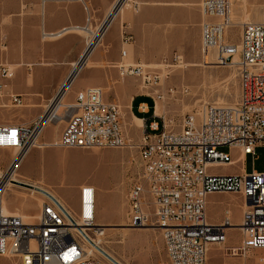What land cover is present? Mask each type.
I'll use <instances>...</instances> for the list:
<instances>
[{"label": "built area", "instance_id": "built-area-1", "mask_svg": "<svg viewBox=\"0 0 264 264\" xmlns=\"http://www.w3.org/2000/svg\"><path fill=\"white\" fill-rule=\"evenodd\" d=\"M119 2L100 28L108 23ZM132 2L134 11H138L139 3ZM199 8L201 46L204 51L215 50L216 65L236 64L239 98L233 105H204L198 113L184 117L177 130L156 113L150 122L142 118L138 149L141 169L150 170V183H141L140 169L126 194L128 226L153 224L161 229L168 264H264V170L255 168L256 149L264 146V16L259 23H244L238 41L232 42L228 34L229 0H202ZM91 20L88 15L84 24L70 25L61 31L91 32ZM54 33L43 31L42 36ZM132 40L133 36L123 28L122 43L130 44ZM126 53L121 49V59L114 64L120 76L138 77L143 87L152 91L149 95L155 103L156 99H163L164 93L157 89L163 69L126 61ZM179 58L175 55L173 61ZM10 75V65L0 63V107H22L23 96L4 82ZM45 119L49 123L64 122L52 148L119 149L127 144L118 102L105 100L101 86H87L75 93L72 103L64 104L60 111L45 109L30 124L0 123V149L16 152L9 168L19 165L37 148ZM220 147H227L228 151ZM232 148H239L242 155H251L252 170L239 175L210 174V165L232 163ZM21 184L9 175L0 182V257L13 258L20 264H113L90 248L93 242L89 235L97 214L94 186L80 187L76 210L47 197L37 214L26 220L4 210L9 193ZM210 194L239 196L240 221H233L230 206L224 209L220 221H210ZM230 228L239 230V244L227 242ZM213 245L219 248L222 262L211 259Z\"/></svg>", "mask_w": 264, "mask_h": 264}, {"label": "rangeland", "instance_id": "rangeland-1", "mask_svg": "<svg viewBox=\"0 0 264 264\" xmlns=\"http://www.w3.org/2000/svg\"><path fill=\"white\" fill-rule=\"evenodd\" d=\"M229 2L231 26L228 29V34L232 42H237L242 21L256 23L262 20L264 0H229ZM132 4V0L129 1L124 9L134 11ZM140 9L141 4H139ZM170 28L172 26L167 25V29ZM81 34L85 35L87 39L85 32L81 31ZM194 35L196 34L191 29L189 38L184 41L178 39L177 43H179L175 48H167L166 53L149 62L143 61L145 64L157 68V65H161L159 68L163 67L165 71H168L157 88L164 93L163 101L158 102V113L176 130L181 128L184 117L198 113L204 105H233L238 101L240 94L238 68L216 65L214 63L216 62L215 50L204 51L200 35L199 38H195ZM3 40L1 41L2 49H4ZM154 44H157L156 40ZM126 45L122 43L125 50H127ZM96 49L105 52L106 47L103 45V41ZM212 52L214 53L213 58L209 55ZM175 55L180 56L179 61H173ZM128 59L132 62L130 57ZM3 62L5 63V61ZM114 64L116 63L111 64L106 60L105 56L100 62L93 61L95 68L82 72L75 87L95 81L96 84L90 86H101L105 91L106 100L117 101L121 108V121L126 131L127 144L136 146L130 148L126 145L119 149L34 148L19 167L17 177L21 179V176H25L33 182L45 180L50 189L55 191L56 188V193L73 210H76L78 206L76 185L82 182L94 186L97 193L96 222L100 225L92 228L91 235L96 237L98 229L107 228L104 235L100 237L101 245L111 252L115 260L117 259L121 264H168L161 229L153 224L137 229L128 227L126 194L141 169L138 145L142 138V129L132 120L131 104L133 100L137 101V97L141 93H148L140 89L139 78L132 76L125 79L127 83L131 82L133 85L129 89L122 90L123 80H121L119 70L114 67ZM29 72L30 70L27 71V73ZM4 82L14 83L18 87L21 77L14 81L9 78ZM107 87L110 89H106ZM135 90L140 92L134 93ZM74 97L70 91L66 94L64 102L72 103ZM34 109L33 107H0V123L30 124L37 118V115L31 116L34 114ZM38 109L41 111L42 107ZM26 117L31 120L28 121ZM148 117L149 122L153 120L151 116ZM53 122L47 128L48 135H52L54 128L59 124L56 123L57 121ZM60 123L63 127L64 122ZM40 140L44 141L43 135ZM220 150L228 151V148L220 147ZM256 153L258 160L255 168L259 171L264 170V146L257 147ZM14 155L13 149H0V169L2 171H6L9 161ZM232 155L235 156V153L232 152ZM248 166L249 169H252L251 159L248 161ZM30 195L32 193L23 188L12 190L7 197L8 210L18 209L24 214L32 216L37 214L39 202L36 196L42 200L44 197L37 193L33 194L35 198ZM227 206L231 208L233 221L239 222L242 215V200L239 196L229 194H210L208 196L207 214L209 220L220 221ZM227 242L229 244L241 242L240 232L237 228L228 229ZM209 254L213 261H223L217 246L213 245ZM98 257L104 261L109 260L101 256ZM0 264L20 263L13 258L0 257Z\"/></svg>", "mask_w": 264, "mask_h": 264}, {"label": "crops", "instance_id": "crops-1", "mask_svg": "<svg viewBox=\"0 0 264 264\" xmlns=\"http://www.w3.org/2000/svg\"><path fill=\"white\" fill-rule=\"evenodd\" d=\"M134 1L141 4V9L136 12L125 10V5L110 23L99 43L101 45L103 41L105 52L96 49L98 45L83 63L88 39L81 31L45 38L42 32H58L70 25H82L88 15L91 16L93 28H100L117 0H0V63L5 61L10 65L13 81L21 77L18 87L14 83H8V86L11 91L23 96L22 107L35 108L31 116L38 117L44 111L46 105L52 102L73 73L75 76L68 91L72 92L73 97L77 91L95 85L96 82L91 81L84 86L75 87L82 72L95 68L93 61L100 62L104 56L111 64L120 61L121 49H124L121 41L123 28L133 36L132 43L126 45L125 57L126 61L130 57L132 63L149 62L163 55L167 48L173 49L178 45V39L183 41L188 39L191 29L196 34L195 38H199L200 35L201 40L199 26L202 15L199 5L202 0ZM167 25H171L172 28L167 29ZM2 39L4 49L1 47ZM155 40L157 44L153 45ZM213 54L212 52L209 55ZM26 70L30 72L27 73ZM125 78L121 77L122 90L133 85L131 82L127 83ZM136 92L140 91L135 90L134 93ZM65 98L66 95L61 99L63 104ZM40 107L41 111L38 109ZM131 111L132 120L134 117L140 120L149 119L148 116L153 118L154 99L149 94L141 93L137 101L132 102ZM56 123L59 124L54 128L52 135L47 133L51 123L46 126L43 132L44 141L41 140V143H52L59 137L63 127L60 122ZM230 150L232 163L212 164L208 169L210 174L239 175L252 170L248 166L251 155H242L239 148ZM82 185V182L76 185L77 195ZM57 195L59 196L58 193Z\"/></svg>", "mask_w": 264, "mask_h": 264}, {"label": "bare ground", "instance_id": "bare-ground-1", "mask_svg": "<svg viewBox=\"0 0 264 264\" xmlns=\"http://www.w3.org/2000/svg\"><path fill=\"white\" fill-rule=\"evenodd\" d=\"M128 1L129 0H120V2H119V4H118V7L114 10V12H113V14H112V16L110 17V19H109V21H108V23H106V25L103 27V28H97V29H92L91 30V32H85L86 34H87V41H86V45H88V49H87V47H86V52H85V57H84V59H83V63L86 61V59H87V57L90 55V53L99 45V43L101 42V40H102V38H103V36H104V34H105V31H106V29L108 28V26L110 25V23L115 19V17L120 13V11L122 10V8L125 6V5H127L128 4ZM245 5V4H244ZM245 9H246V7H245ZM244 11V10H243ZM246 16H247V14H246ZM246 18V17H245ZM242 23L244 24V23H247V20H245V21H242ZM256 23H259V22H256ZM243 24H242V26H243ZM66 29H68V28H66ZM241 30H242V28H241ZM82 31V30H81ZM82 32H84V31H82ZM65 33H68V32H65V31H58V32H56V33H54L53 35H47L46 37H58V36H61V35H63V34H65ZM241 33V32H240ZM214 57V54L212 55V58ZM237 56H235V58H234V61H236L237 60ZM180 59V58H179ZM179 61V60H178ZM215 63V62H214ZM213 63V64H214ZM199 65V64H198ZM158 67H160L161 65H157ZM163 66V65H162ZM182 66V65H181ZM228 66H230V67H236V64L234 65V64H232V65H228ZM162 69H163V74H162V81H163V79H164V77L166 76V73L168 72V71H165L164 70V68L163 67H161ZM10 69H11V67H10ZM11 76V75H10ZM74 73L70 76V78H69V80H68V82L66 83V85L64 86V88L61 90V92L59 93V95L55 98V99H53L52 100V102L51 103H49L48 105H46V107L44 108V110L46 109H49V110H53V111H60V108H61V106H63L64 104H63V102H62V97H64L65 95H66V93L69 91V88H70V85H71V83H72V80L74 79ZM233 76V75H232ZM121 77V76H120ZM140 80V79H139ZM139 85H140V88H141V90H143V91H146L148 94H153L152 93V91H149V90H147V89H145L144 87H143V85H142V83H140L139 82ZM164 99V98H163ZM163 99H156V103H155V113L157 114V115H161V114H159L158 113V110H159V105H158V102H162L163 101ZM66 104V103H65ZM134 123L138 126V127H140V128H142V126H143V121H142V119L140 120V119H138V118H136V117H134ZM57 122H60V121H57ZM52 123H54V122H52ZM42 130H41V134L39 135V137H38V139H37V142H36V145H37V147H39L40 146V148H43V147H52L51 146V143H41V138H40V136L41 135H43V132H44V130H45V128H46V126L48 125V124H50L49 122H48V120L47 119H45L42 123ZM126 145H128L130 148H134L135 146L134 145H129V144H126ZM15 154H16V152H15ZM28 155V154H27ZM26 155V156H27ZM15 156V155H14ZM13 156V157H14ZM25 156V157H26ZM12 157V158H13ZM25 157L23 158V160L19 163V165H17V166H12L11 168H7L6 169V171L4 172V171H2L1 169H0V182H2L3 181V179H5V177H7L8 175L9 176H11V177H13V179L15 180V181H18V182H21V183H24L25 185H23V184H21V186H19L18 188H23V189H26V190H28V191H30L31 193H32V195H30V196H35V195H33L34 193H37V194H42L43 195V197H44V200H42V198H40V197H37L36 196V199L38 200V202H39V208H40V206H41V204L44 202V201H46L47 200V197H49V196H47L43 191H46V192H48L52 197H54L55 199H57L58 201H60L67 209H69V207L63 202V199L62 198H60V196H58L57 195V193H56V191H53L52 189H50V187L48 186V183L45 181V180H40V181H38V182H33V181H30V179H28L27 177H25V176H21L22 178L20 179V178H18L17 177V171H18V169H19V167L21 166V164L23 163V161H24V159H25ZM11 158V159H12ZM10 159V160H11ZM47 183V184H46ZM141 183H150V170L149 169H142V173H141ZM26 185H31V186H27V187H31L30 189L29 188H27L26 187ZM35 189H37V190H39V191H41V190H43V191H41L42 193H40V192H38L37 190H35ZM41 189V190H40ZM33 198H35V197H33ZM4 210L6 211V212H11V213H18V214H20L21 216H23L26 220H31L32 218H33V216L32 215H26V214H24L21 210H18V209H16L15 211H10V210H8V208H7V200H6V203H5V205H4ZM94 226H96V225H100V224H98L97 222H96V219H95V222H94V224H93ZM125 227V226H124ZM129 227V226H128ZM143 227H146V226H143ZM130 228H133V227H130ZM129 228V229H130ZM138 228H140V227H138ZM124 229H128V228H124ZM134 229H137V228H134ZM107 230V228H105V227H102V228H100V229H98L97 231H96V237L95 236H93V235H89L90 236V238H91V240H92V242L95 244H93L92 243V247L90 246V248H92L93 249V251L95 252V255H99V256H101L100 254H102L103 255V253H101V251L99 250V249H97L96 248V246H98V247H100L101 249H103L107 254H109L112 258H114L115 259V257L111 254V252H109L104 246H102L101 245V236H103L104 235V233H105V231ZM96 250H98L99 252H100V254L96 251ZM101 257H103V258H106L107 260H108V258L105 256V255H103V256H101ZM117 260V259H116ZM108 261H110V260H108ZM111 262V261H110ZM117 262L118 263H120L118 260H117ZM112 263V262H111ZM114 264V263H113ZM121 264V263H120Z\"/></svg>", "mask_w": 264, "mask_h": 264}, {"label": "water", "instance_id": "water-1", "mask_svg": "<svg viewBox=\"0 0 264 264\" xmlns=\"http://www.w3.org/2000/svg\"><path fill=\"white\" fill-rule=\"evenodd\" d=\"M23 185H25L24 183H22ZM26 186H31V185H26ZM41 190V189H40ZM43 191V190H41ZM47 196H49L50 198H53L48 192L43 191ZM97 249H99L101 251V253H103V255H105L112 263L114 264H120L118 263L114 258H112L109 254H107L103 249H101L100 247L96 246Z\"/></svg>", "mask_w": 264, "mask_h": 264}, {"label": "trees", "instance_id": "trees-1", "mask_svg": "<svg viewBox=\"0 0 264 264\" xmlns=\"http://www.w3.org/2000/svg\"><path fill=\"white\" fill-rule=\"evenodd\" d=\"M133 102H135V100H133Z\"/></svg>", "mask_w": 264, "mask_h": 264}]
</instances>
